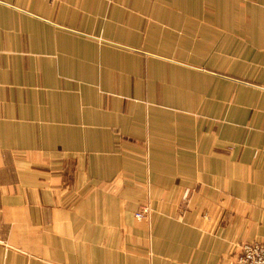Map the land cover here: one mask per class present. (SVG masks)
I'll return each instance as SVG.
<instances>
[{"label":"crops","instance_id":"1","mask_svg":"<svg viewBox=\"0 0 264 264\" xmlns=\"http://www.w3.org/2000/svg\"><path fill=\"white\" fill-rule=\"evenodd\" d=\"M262 239L264 0H0V264Z\"/></svg>","mask_w":264,"mask_h":264},{"label":"built area","instance_id":"2","mask_svg":"<svg viewBox=\"0 0 264 264\" xmlns=\"http://www.w3.org/2000/svg\"><path fill=\"white\" fill-rule=\"evenodd\" d=\"M145 217L149 213L144 208ZM235 264H264V239L250 243H244L240 246L235 259Z\"/></svg>","mask_w":264,"mask_h":264},{"label":"rangeland","instance_id":"3","mask_svg":"<svg viewBox=\"0 0 264 264\" xmlns=\"http://www.w3.org/2000/svg\"><path fill=\"white\" fill-rule=\"evenodd\" d=\"M144 208L147 209L148 213H150V209L148 205H142L136 212H135V218L137 221L145 220L147 217L143 218L146 214L144 211ZM236 259V258H235Z\"/></svg>","mask_w":264,"mask_h":264}]
</instances>
